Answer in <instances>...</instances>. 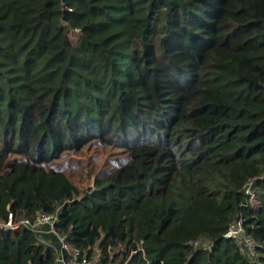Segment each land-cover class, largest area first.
Returning <instances> with one entry per match:
<instances>
[{"label": "trees", "instance_id": "obj_1", "mask_svg": "<svg viewBox=\"0 0 264 264\" xmlns=\"http://www.w3.org/2000/svg\"><path fill=\"white\" fill-rule=\"evenodd\" d=\"M94 141L127 156L80 194L53 163ZM8 210L59 220L0 229V264H57L60 235L95 264H264V0H0Z\"/></svg>", "mask_w": 264, "mask_h": 264}, {"label": "built area", "instance_id": "obj_2", "mask_svg": "<svg viewBox=\"0 0 264 264\" xmlns=\"http://www.w3.org/2000/svg\"><path fill=\"white\" fill-rule=\"evenodd\" d=\"M253 186V180L248 179L244 186L245 199L243 205H256L258 203V194ZM59 220L58 211H53L50 213L36 212L33 217L22 216L18 220L14 219V214L12 211L8 210L7 218L0 221V229L2 230H14L20 225H25L37 230L43 225H48L49 229L55 232V223ZM226 239H234L237 244L240 245L241 249L247 253L249 258L255 259L257 256V250L261 246V242L256 240L251 236L245 229L244 218L239 215L236 217L228 227L227 231L223 234ZM60 241V252L56 257L57 264H95L92 259H90L85 251L77 247H69L65 242L63 236H58ZM188 243L197 249L201 250H211V243H203L201 239L189 240ZM63 250H67V257L63 255Z\"/></svg>", "mask_w": 264, "mask_h": 264}, {"label": "rangeland", "instance_id": "obj_3", "mask_svg": "<svg viewBox=\"0 0 264 264\" xmlns=\"http://www.w3.org/2000/svg\"><path fill=\"white\" fill-rule=\"evenodd\" d=\"M66 33L67 44L75 47L80 32L66 25ZM126 156V153L118 147L106 146L94 141L80 151H69L53 164L62 169L77 186L79 193L83 194L93 186L95 177L122 163Z\"/></svg>", "mask_w": 264, "mask_h": 264}]
</instances>
